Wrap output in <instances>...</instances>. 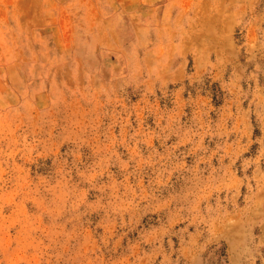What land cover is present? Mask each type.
Listing matches in <instances>:
<instances>
[{"label": "rangeland", "instance_id": "obj_1", "mask_svg": "<svg viewBox=\"0 0 264 264\" xmlns=\"http://www.w3.org/2000/svg\"><path fill=\"white\" fill-rule=\"evenodd\" d=\"M0 264H264V0H0Z\"/></svg>", "mask_w": 264, "mask_h": 264}]
</instances>
